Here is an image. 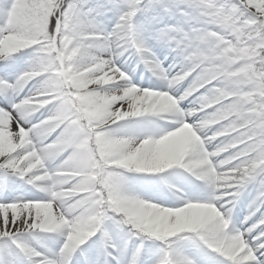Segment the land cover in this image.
Here are the masks:
<instances>
[{
    "label": "snow or ice",
    "instance_id": "1",
    "mask_svg": "<svg viewBox=\"0 0 264 264\" xmlns=\"http://www.w3.org/2000/svg\"><path fill=\"white\" fill-rule=\"evenodd\" d=\"M0 264H264V0H0Z\"/></svg>",
    "mask_w": 264,
    "mask_h": 264
},
{
    "label": "bare ground",
    "instance_id": "2",
    "mask_svg": "<svg viewBox=\"0 0 264 264\" xmlns=\"http://www.w3.org/2000/svg\"><path fill=\"white\" fill-rule=\"evenodd\" d=\"M12 130L15 132L17 130L15 122L12 124Z\"/></svg>",
    "mask_w": 264,
    "mask_h": 264
}]
</instances>
